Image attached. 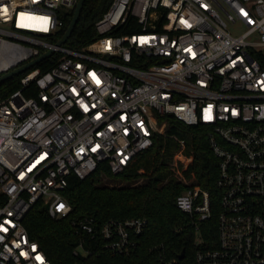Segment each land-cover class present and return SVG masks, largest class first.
<instances>
[{
	"label": "built area",
	"instance_id": "built-area-1",
	"mask_svg": "<svg viewBox=\"0 0 264 264\" xmlns=\"http://www.w3.org/2000/svg\"><path fill=\"white\" fill-rule=\"evenodd\" d=\"M77 3L0 0V75L49 48L40 62L60 54L48 69L24 71L0 101V264H53L25 224L33 205L68 216V177L86 178L101 162L122 171L169 134V115L209 126L219 159L217 247L200 234L214 214L210 191L187 180L177 198L196 228L198 263L264 264V0H113L87 46L44 37ZM179 141L173 167L182 173L193 157ZM79 224L94 233V219ZM147 224L109 220L105 247L135 250ZM74 252L88 251L81 243Z\"/></svg>",
	"mask_w": 264,
	"mask_h": 264
},
{
	"label": "trees",
	"instance_id": "trees-1",
	"mask_svg": "<svg viewBox=\"0 0 264 264\" xmlns=\"http://www.w3.org/2000/svg\"><path fill=\"white\" fill-rule=\"evenodd\" d=\"M112 1L85 0L79 21L68 40L70 46L83 48L100 36L96 22ZM74 12V8L66 12L65 23L58 33L44 37L57 42L66 32ZM122 31L132 33L136 29L127 26ZM59 55L55 54L38 66L48 69ZM23 75L20 73L0 84V101L21 86ZM168 119L171 122L169 134H157L154 145L137 155L122 171L114 172L107 162H101L86 178L72 173L64 191L72 205L68 216L52 217L43 200L33 205L25 217V224L53 264H168L171 261L199 264L196 228L191 223L190 214L177 205L178 196L189 187L187 180H193L210 191L214 214L200 224V234L204 244L218 246L221 191L216 181L219 159L210 146V127L203 123L186 124L172 115ZM180 139L185 140V154L193 157L182 173L173 167V158L181 149ZM104 177L126 183L111 185L104 181ZM141 177L144 179L137 182ZM132 217L148 220L144 232L136 237V249L118 253L106 248L103 225L111 219ZM86 219H94V233L80 227L79 222ZM81 243L88 252L76 255L74 250ZM183 251L184 257H181Z\"/></svg>",
	"mask_w": 264,
	"mask_h": 264
},
{
	"label": "water",
	"instance_id": "water-1",
	"mask_svg": "<svg viewBox=\"0 0 264 264\" xmlns=\"http://www.w3.org/2000/svg\"><path fill=\"white\" fill-rule=\"evenodd\" d=\"M84 3H85V0H78V3L76 5V7H75L74 16H73V18H72V20H71L66 32L64 33V35L58 40V42H57L58 46L63 45L64 43H66L69 40L72 32L75 29V26H76L77 22L79 21V18L81 16V12H82ZM54 52H55V48H49L43 54L33 58L32 60H30V61H28V62H26V63H24V64H22L20 66H17L16 68H14V69L6 72V73H3L2 75H0V84L3 83L4 81H6L9 78H12L15 75L23 73L24 71L28 70L29 68H31L35 64L39 63L44 58L50 56ZM181 257H184V251L181 254Z\"/></svg>",
	"mask_w": 264,
	"mask_h": 264
},
{
	"label": "rangeland",
	"instance_id": "rangeland-1",
	"mask_svg": "<svg viewBox=\"0 0 264 264\" xmlns=\"http://www.w3.org/2000/svg\"><path fill=\"white\" fill-rule=\"evenodd\" d=\"M181 156H182V154H181ZM177 157V159H178V164H180V163H182L183 165H182V168L184 169V168H186L188 165H189V163H190V158H184V161H182V162H180V158L178 157V156H176ZM144 179V177H141V179H139L137 182H141L142 180ZM104 181L106 182V183H108V184H111V185H120V184H124V183H126L125 181H119V179H115V180H113V179H108V178H106V177H104Z\"/></svg>",
	"mask_w": 264,
	"mask_h": 264
}]
</instances>
